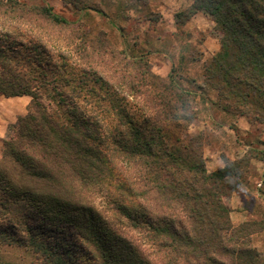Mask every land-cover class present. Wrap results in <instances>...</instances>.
<instances>
[{"label":"trees","instance_id":"trees-1","mask_svg":"<svg viewBox=\"0 0 264 264\" xmlns=\"http://www.w3.org/2000/svg\"><path fill=\"white\" fill-rule=\"evenodd\" d=\"M191 1L176 22L203 13L220 39L202 78L224 111L264 123V0ZM45 23L67 24L48 7L0 0V37L29 42L0 41V96L31 98L3 142L2 242L30 248L43 264H84L59 237L69 234L87 264H264L251 240L260 231L234 226L227 204L242 169L226 161L209 172L201 135L187 133L193 92L108 45L85 59L86 42L77 77L73 63L65 77L67 63L36 36ZM23 48L34 57L18 55ZM91 75L102 93L85 88Z\"/></svg>","mask_w":264,"mask_h":264},{"label":"rangeland","instance_id":"rangeland-1","mask_svg":"<svg viewBox=\"0 0 264 264\" xmlns=\"http://www.w3.org/2000/svg\"><path fill=\"white\" fill-rule=\"evenodd\" d=\"M2 1H18L26 7H48L54 15L67 22L56 27L45 23L42 31L36 35L53 53L51 57L54 61L67 63L66 74H63L65 77L72 78V63L73 79L77 77V67L80 59H83L79 44L84 45L83 42H86L89 57L85 59H96L97 54L92 53V50L108 45L113 50L122 51L130 59L147 63L160 78L172 74L181 85L193 92L194 119L187 133L201 135L204 160L209 172L222 169L226 161L234 162L242 169V185L227 200L231 220L236 227L245 222L254 223L253 230L260 233L252 235L253 246L264 252V123L248 119L241 113L224 111L218 93L202 78L204 65L221 49L216 25L209 16L205 15L206 19H200L190 27L186 26V21L182 23L185 28L179 27L178 31L172 32L169 25L165 28L163 24L166 21L173 22V16L169 12L168 19H164L161 5L169 11L177 3L181 7L185 0H78L79 3L75 0ZM186 10L173 9L174 21L177 14L185 13ZM3 23L8 25L11 22L7 20ZM3 33L0 29V34ZM0 41L9 45L19 42L29 44L26 37L19 35H12V39L6 40L0 37ZM26 44L25 47H28ZM18 55L34 57V53H28L25 48ZM42 58L43 62L49 59L46 55ZM76 83L71 87H75ZM85 88L93 89L97 94L102 93V87L91 82ZM83 93L87 94L85 89ZM16 98L0 96V157L3 142L11 127L27 114L19 113L22 106L20 101H15L18 100ZM131 105L133 109L137 108L132 102ZM96 206H103L100 199ZM240 214L245 218L242 223L237 217ZM72 235L59 237L64 241L71 258L75 254L87 264L89 258L79 249L82 242ZM37 259L30 248L7 241L3 243L0 239V264H43Z\"/></svg>","mask_w":264,"mask_h":264},{"label":"crops","instance_id":"crops-1","mask_svg":"<svg viewBox=\"0 0 264 264\" xmlns=\"http://www.w3.org/2000/svg\"><path fill=\"white\" fill-rule=\"evenodd\" d=\"M173 1H172V3H173ZM175 3H177V2H175ZM191 3H192L191 0H185V2H183V5L181 7H178L179 3H177L176 4L177 6L173 7L172 9L169 8L170 9L169 11H168V8H166L164 5H161L160 9H162V10H160V11H161V13L164 14V16H165L164 19H168V17H169L168 14H170L169 12H171V16H173V22H171V21L167 22L166 21L165 24H163L164 27L166 28L169 25V28H170L169 30H171L172 32L173 31H175V32L178 31L179 27L185 28L184 27L185 25H183L184 23L183 24H178L176 21H174L173 9L177 8V9L186 10V9H188L191 6ZM171 5H173V4H171ZM200 19H206L205 18V14L198 13L197 15H195L192 19H190L185 24H186V26L190 27L191 24L193 25L194 23L198 22ZM213 43H214V41H213ZM217 47H219V46H217ZM16 99H18V100H15V101H20L21 106H22L20 111H19V113L21 115H25L27 113V108H28V105L30 104L31 99L28 96L18 97ZM10 123H12V120L10 121ZM219 168H221V167H219ZM237 217H238L239 223H242V222L245 221L244 216H242L241 214L239 216H237Z\"/></svg>","mask_w":264,"mask_h":264}]
</instances>
